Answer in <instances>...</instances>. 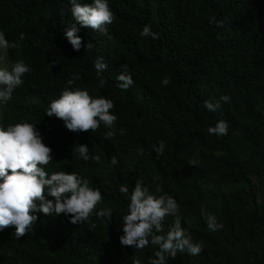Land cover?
Instances as JSON below:
<instances>
[{"label": "trees", "instance_id": "1", "mask_svg": "<svg viewBox=\"0 0 264 264\" xmlns=\"http://www.w3.org/2000/svg\"><path fill=\"white\" fill-rule=\"evenodd\" d=\"M108 3L115 16L108 35L81 27L82 46L74 51L64 34L73 22L68 0H0L6 38L25 33L18 50H7L10 65L23 59L32 68L12 99L0 105V125H35L52 149L45 170L79 173L102 192L97 210H113L111 218L93 214L81 224L63 214L37 213L32 231L19 240L12 227L0 231V264H132L134 257L147 264L152 246L134 250L119 243L128 199L118 188L125 184L131 191L136 179L156 195L173 196L182 227L204 246L197 256L178 252L168 264H264V0ZM212 17L222 26L210 24ZM145 25L159 38L141 37ZM97 57L108 65L101 77L94 68ZM123 65L134 80L127 90L116 80ZM72 74L80 79L68 87L114 102V139H104L103 124L95 133H73L45 115ZM164 76L171 78L167 86ZM222 95L231 100L220 101L219 110L204 107L205 100L215 103ZM218 120L227 121L228 135L208 134ZM161 139L165 149L158 156L153 146ZM79 144L102 162L73 155ZM190 159L199 164L189 165ZM202 208L224 227L209 231ZM172 221L166 219L165 230Z\"/></svg>", "mask_w": 264, "mask_h": 264}, {"label": "clouds", "instance_id": "2", "mask_svg": "<svg viewBox=\"0 0 264 264\" xmlns=\"http://www.w3.org/2000/svg\"><path fill=\"white\" fill-rule=\"evenodd\" d=\"M68 3L71 6L73 22L64 34L74 51H79L82 46V38L77 34L81 27L108 35V26L112 25L115 19L108 0H68ZM209 23L217 27L222 26V22L215 17H212ZM24 36L25 33L21 32L16 40L10 41L4 31L0 30V50H18L19 41L23 40ZM140 36L159 38L150 25L143 27ZM92 46L91 43L86 45L87 49ZM5 60L6 57L0 55V65H3ZM94 68L97 77H101V73L108 70V65L102 57H97ZM31 72L32 68L23 59L16 60L10 67L0 66V105L7 104L12 99L14 90L24 84L23 77ZM78 79L79 74H72L67 79V86L58 98L51 100L45 115L63 121L66 130L73 133H95L103 124L107 129L103 133L104 139H114L117 135L115 123L118 119L117 115L110 111L115 107L114 102L102 95L93 97L86 89L68 87ZM116 80L117 86L123 90L134 84L127 65H123V70L116 76ZM99 83L103 86L106 80L100 78ZM161 83L167 86L171 83V78L164 76ZM230 100V96L222 95L215 103L205 100L204 107L209 112H216L221 107L220 101L227 103ZM207 131L209 135L226 136L228 123L218 120L214 126H209ZM119 133L123 135L125 129H119ZM164 149L163 139L158 141V146H153L158 156L164 154ZM138 151L143 154V149ZM72 152L85 162H102L99 154L90 155L86 144H79ZM52 160V149L43 142L42 135L35 125L28 121L0 125V231L12 227L15 238L19 240L32 231L38 220L37 213H43L45 216L63 214L69 217L72 224L90 222L93 214L98 219L113 216L111 208L97 210L103 200L102 192L99 188L90 186L87 178L77 172L64 170L49 174L45 166ZM116 162L113 157L112 163ZM188 164L197 166L199 161L190 159ZM118 191L128 199L127 211L122 214L120 225L123 234L119 236V243L122 247L143 250L152 246L154 251L147 264H168L169 259L175 260L178 252L197 256L203 251V244L194 243L188 230L182 227L180 208L173 196L150 192L149 187L140 179H136L131 191L125 184H121ZM49 196L53 199H48ZM168 217H173V221L165 230ZM201 217L211 232L224 227L214 214L204 208L201 209ZM95 226L93 223L92 227ZM132 264H145V261L134 257Z\"/></svg>", "mask_w": 264, "mask_h": 264}, {"label": "rangeland", "instance_id": "3", "mask_svg": "<svg viewBox=\"0 0 264 264\" xmlns=\"http://www.w3.org/2000/svg\"><path fill=\"white\" fill-rule=\"evenodd\" d=\"M0 55H3V56L6 57V60H5L4 64L0 65V66H5L6 65V66L10 67L11 65H10V61H9V58H8V52L0 50Z\"/></svg>", "mask_w": 264, "mask_h": 264}]
</instances>
